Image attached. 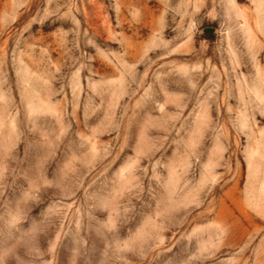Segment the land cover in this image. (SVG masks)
<instances>
[{
    "label": "rangeland",
    "instance_id": "rangeland-1",
    "mask_svg": "<svg viewBox=\"0 0 264 264\" xmlns=\"http://www.w3.org/2000/svg\"><path fill=\"white\" fill-rule=\"evenodd\" d=\"M0 264H264V0H0Z\"/></svg>",
    "mask_w": 264,
    "mask_h": 264
}]
</instances>
